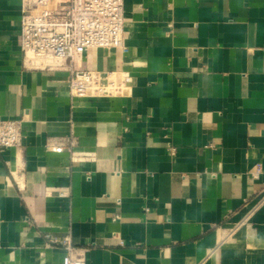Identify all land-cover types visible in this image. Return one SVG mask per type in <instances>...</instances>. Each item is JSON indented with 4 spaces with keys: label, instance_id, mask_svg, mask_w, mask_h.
<instances>
[{
    "label": "crops",
    "instance_id": "0c3cea01",
    "mask_svg": "<svg viewBox=\"0 0 264 264\" xmlns=\"http://www.w3.org/2000/svg\"><path fill=\"white\" fill-rule=\"evenodd\" d=\"M21 7L0 0V119L25 120L0 151V264H63L67 237L87 264H264V204L245 222L263 197L264 0H125L128 53L77 63L128 72L120 99L26 70Z\"/></svg>",
    "mask_w": 264,
    "mask_h": 264
},
{
    "label": "built area",
    "instance_id": "2783aa9c",
    "mask_svg": "<svg viewBox=\"0 0 264 264\" xmlns=\"http://www.w3.org/2000/svg\"><path fill=\"white\" fill-rule=\"evenodd\" d=\"M124 10L125 0H22L18 42L25 69L68 71L72 98L130 97L133 77L128 72L122 69L101 72L77 65L94 49L128 53ZM24 121V117L0 119L1 152L21 146ZM64 147V144L47 146L58 154L64 151ZM260 174L261 166L257 165L251 176L258 179ZM262 193L261 201L250 210L245 222L264 204V185ZM60 195L64 196L63 193ZM51 243L67 249L63 264H87L83 254L73 253L69 237L51 239Z\"/></svg>",
    "mask_w": 264,
    "mask_h": 264
}]
</instances>
